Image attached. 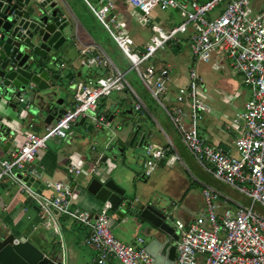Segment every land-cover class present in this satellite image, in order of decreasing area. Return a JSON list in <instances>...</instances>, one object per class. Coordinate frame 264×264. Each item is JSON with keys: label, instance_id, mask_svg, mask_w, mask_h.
<instances>
[{"label": "built area", "instance_id": "built-area-1", "mask_svg": "<svg viewBox=\"0 0 264 264\" xmlns=\"http://www.w3.org/2000/svg\"><path fill=\"white\" fill-rule=\"evenodd\" d=\"M84 2L129 66L121 70L100 47L82 50L83 64L102 69L103 76L76 81L72 107L46 125L43 134H35L34 123L28 122L22 145L0 158V185H16L36 206L42 226L53 229L61 243L59 218L84 227L87 231L84 244L94 251L96 264H155L145 249L144 239L126 245L112 235L108 205L93 214L78 207L74 188L69 183L46 180L43 187L50 194L42 195L26 182L34 177L30 165L37 153L46 149L48 141L66 139L79 119L88 120L97 131L111 128V122L98 112V106L102 99L113 94L128 92L139 119L154 122L161 133V127L128 80V75L133 74L168 118L196 164L216 182L249 200L248 206L231 208L226 205L227 198L221 202L224 196L219 190L203 186L202 212L188 225L179 220L174 223L179 232L174 264H264V216L255 209L257 206L264 209V0H209L200 4L194 0H122L129 16L149 28L148 42L141 49L135 48L126 24L119 21L121 9L116 0ZM220 5L218 15L211 17ZM155 11H175L181 23L163 29L153 22ZM189 30L192 65L186 85L179 87L171 100L169 72L154 64V60L160 51L175 44L177 37ZM225 62L251 92V98L238 115L240 128L233 143L234 153L207 144L199 135V126L209 108L207 89L197 66L211 65L217 70ZM162 133L164 146L148 142L144 145L141 169L146 177L153 175L162 160L169 165L180 161L172 143ZM68 172L73 177L84 173L89 179H108L102 156L90 163L85 172L76 167H69ZM65 260L63 255L61 264H66Z\"/></svg>", "mask_w": 264, "mask_h": 264}, {"label": "crops", "instance_id": "crops-1", "mask_svg": "<svg viewBox=\"0 0 264 264\" xmlns=\"http://www.w3.org/2000/svg\"><path fill=\"white\" fill-rule=\"evenodd\" d=\"M59 1L69 14L74 33L71 44L65 54L62 55L64 56V59L62 61L59 59V62L74 69L76 78H74L72 83L69 84V87L73 86L78 80L86 81L95 77L103 76L104 73L103 71L101 72L100 69L95 67L89 68L83 64L85 57L81 54L82 50L89 46H97L100 47L109 58L116 52L120 53V51L97 21L95 22L101 27L102 36H95L91 32L87 16H91L92 14L84 0ZM87 1L90 3L96 2V0ZM194 1L200 4L209 0ZM116 2L121 9L120 17L123 15L125 17L127 15L129 16L130 12L122 3V0H116ZM221 8V5L218 6L210 16L215 17L218 15ZM152 16L154 23L160 25L163 29L168 30L176 26V16L178 15L175 11L161 12L160 20L158 13L155 11ZM91 17L95 20L93 15ZM125 17H123L122 21L126 24V28L127 20ZM136 24L137 27L142 29L137 30L136 36H129L133 40L135 48L141 49L142 46L148 42L150 31L148 27L142 26L139 23ZM129 34L131 33L129 32ZM189 35L190 30L187 34L179 35L175 44H170L161 51H168V61L163 62L161 60V64H158V66H161V68L166 69L169 72L170 84L168 86V91L171 100L177 89L186 85L188 70L192 65V59L188 48ZM183 42L185 43V51L180 46ZM120 55L122 54L120 53ZM62 56L60 55V57ZM154 64L156 63L154 62ZM221 68L217 70H220ZM231 76L234 79L237 77L240 79L238 86H236V84L231 85L230 83L227 85L225 83L228 90L231 89L233 90V93L237 94L232 98L226 97L225 91L218 88V86L212 84L206 86V83L202 80L203 85L207 89L206 104L209 111L199 126V135L207 144L215 146L223 152L234 153L233 143L239 136L240 128L238 115L243 111L245 102L251 98V92L250 89L243 85L242 79L239 75L231 73ZM128 80L132 87L135 86L138 89L137 93L142 97L150 114L161 127V133L154 122L139 119L137 114L133 111V100L128 92L113 94L108 98L102 99L98 106L99 113L104 114L105 116L109 113L112 118L111 128L108 131L101 130L102 133H104V137H101V139H95V141H91V143L88 144L86 141L87 132L81 127H76L74 125L69 131L66 139L51 140L52 146H47L46 149L37 153L34 162L30 165V170L34 173V180L38 181L42 186L46 180L62 181L73 185V192L78 207L81 210L96 214L100 211L101 204L90 197L83 187L89 178L84 175V173L78 177H73L69 174L68 168H81V170L85 172L90 163L94 162L98 156H102L105 173L125 191L127 199H129L128 195L132 193H135V198L133 200H137L142 204H150L157 199L163 198L167 201V204L172 211V215L175 216L177 213L176 219L183 223H191L202 212L203 199L201 190L205 185L219 190L224 196L220 199L221 202L225 201L224 199L227 198L226 205L228 207L236 208L238 205L248 206L249 200L245 196L216 182L196 164L181 143L173 126L164 115L163 111L157 105L148 102V93L141 83L133 74L128 75ZM238 87L246 89L247 92L240 90ZM71 92L72 91H69L62 96V98L65 99L63 102V109L65 110H69L72 107ZM102 106L104 107V110H101ZM0 112L5 114V116H14V113L11 111H5L3 106H0ZM155 116H157L159 121H157ZM118 117L121 118V120L115 125V130H112L114 120ZM16 121L18 122L17 119ZM3 123H6L9 132L7 134L0 132V158H5L11 150L22 145L28 124V122H25L23 124L24 128L22 129V132H20L18 131L19 127L15 122L10 123L4 121ZM150 123L153 124L159 138H156L151 127H149ZM135 124H140L143 133L148 135L146 136L148 137V143H154L160 146H164L166 143L162 133L163 131L172 143L174 152L180 157V161L170 165L166 164V167L163 168L166 170V173L164 172L162 174H167L168 177L164 180L162 185L161 174L158 173L161 166L158 165V168L150 177L152 180L146 185L147 187L141 189L138 188V191L135 190L134 183L138 182V180H136L137 176L142 174L141 163L144 160V157L134 156V159H132V156L127 154L129 153L127 147L119 148L116 146L119 139H122L123 143L126 141L124 138L125 134L117 132L119 130L118 128H120V126L129 128L130 126H135ZM45 127L46 125L44 122H34L33 132L37 135H41L43 134ZM111 136H116L115 145L113 144L112 146H110L111 144H109L110 142L108 141ZM152 139H156L157 141L161 140V143L151 142L150 140ZM63 142H65L66 146L63 145ZM113 146L117 149L115 154L113 152ZM92 147L95 149H92ZM107 148L110 149L109 153L105 152V149ZM119 150H122V152ZM120 157H122V162H118ZM176 166L182 170V174L175 169ZM182 176L186 179H183ZM143 186H145V184H143ZM39 191L42 195L50 194V192L44 187ZM255 209L264 214L258 206L255 207ZM221 210L222 208L220 207L218 210L219 214ZM130 217L135 219L131 215ZM119 219L123 218H112V215L109 217L110 230L112 225L115 224L113 221L115 220L119 222ZM125 221L126 220H122L121 222L125 223ZM58 222L63 235L62 243L53 229L42 226V219L40 218L36 206L16 185L8 183L0 185V227L4 228L18 240L23 239L31 241L47 255L51 252H56L57 254L61 252V258L63 255L65 256L66 264H96L94 261V251L84 244V240L87 236L86 229L64 217L59 218ZM136 224L144 229L143 232L145 234L151 233L147 227H142L137 220ZM138 238L142 237L131 239L126 245L134 244ZM61 245L64 247L63 251Z\"/></svg>", "mask_w": 264, "mask_h": 264}, {"label": "water", "instance_id": "water-1", "mask_svg": "<svg viewBox=\"0 0 264 264\" xmlns=\"http://www.w3.org/2000/svg\"><path fill=\"white\" fill-rule=\"evenodd\" d=\"M73 37L69 14L59 0H0V106L14 113V116H5L0 112V132H9L4 121L15 122L18 131L22 132L25 122L49 125L66 113L67 110L62 108V96L73 90L69 84L76 76L74 69L59 59H64L62 55ZM109 121L112 122L111 117ZM75 126L87 133L93 129L83 118ZM118 129L117 132L125 134L126 141L123 143L119 139L117 147H128L130 156L134 149L144 148L148 135L143 133L140 124ZM115 139L116 136L108 139L110 146ZM109 150L107 148L105 152L109 153ZM26 182L38 193L43 188L34 178ZM83 187L101 207L108 205L112 217L124 219L129 214L142 227L154 229L156 234L148 239L146 251L155 264H174L179 235L174 223L178 219L172 215L165 199L150 204L131 201L109 177L105 180L91 178ZM0 264H61V252L47 255L31 241L18 240L0 227Z\"/></svg>", "mask_w": 264, "mask_h": 264}, {"label": "rangeland", "instance_id": "rangeland-1", "mask_svg": "<svg viewBox=\"0 0 264 264\" xmlns=\"http://www.w3.org/2000/svg\"><path fill=\"white\" fill-rule=\"evenodd\" d=\"M158 13V16L161 20V12L160 11H156ZM167 12V11H166ZM164 13V12H163ZM92 16V15H91ZM90 15L87 16V21H89L90 25L89 27H91V32L95 35V36H102V30L101 27L98 25L97 22H95L96 20H94ZM123 17H125L124 15L121 16V18H119V21L122 22ZM127 20V31L129 30V32L131 34V37H133L134 35L136 36L137 34V30H140L142 28L137 27L136 25V19L130 16H126L125 17ZM179 23H181V20L178 16H176V25H178ZM182 49L185 51V43L183 42L181 45ZM168 52V51H167ZM167 52H159L156 56V59L154 60V62L157 64H161V60L164 61H168L169 56L167 54ZM110 59L112 60V62L119 67L121 70L127 69L128 68V63L126 62V60L122 57V55H120L119 52H116L114 55L110 56ZM213 68L211 67V65H204V64H199L197 66V71L201 77V79L206 83V86H209L210 84L214 85V86H218V88H220L221 90L225 91V96L232 98L235 97L237 94L233 93V90H228V88L225 86V83L228 85L231 83V85L236 84V86H238L240 79L237 78H232L231 73L232 70L231 68L228 66V62H225L223 64V68H221L220 70H212ZM232 81V82H231ZM134 87V90L136 92H138V89ZM240 90L246 91V89H242L241 87H238ZM247 92V91H246ZM71 94H73V92H71ZM72 99V98H71ZM65 100V99H64ZM64 106V104H63ZM62 106V108H63ZM104 107H101V110ZM105 113V112H104ZM107 113V112H106ZM165 115V114H164ZM107 116H110V114L108 113ZM155 118L157 119V121H159V119L157 118V116H155ZM160 118V117H159ZM121 120V118H116L114 120V125L112 130H115L114 127L115 125ZM151 122V121H149ZM160 123V122H159ZM151 127V130L153 131V133L156 135V138L158 137V133L156 131V129H154L153 124L150 123L149 124ZM124 129L126 127H123ZM87 135V139L86 141L89 143H91V141H95V139H101V137H104V133H102V131H97L92 129L90 132L86 133ZM151 142H158L159 144L161 143V140H156V139H152L150 140ZM46 145L48 147L52 146V141H48L46 143ZM63 145L66 146L65 142H63ZM128 148V147H127ZM128 152L131 150L128 148L127 149ZM41 151V150H40ZM115 151H117V149L115 148V146H113V152L115 154ZM140 156V157H144V151L143 148H138V149H134L133 154H132V159H134V156ZM130 157V156H129ZM122 157L119 158L118 162H122L121 160ZM166 160H162L161 163V169L158 171L159 174H161V185L163 184L164 180H166V178L168 177L167 174H162V173H166V170H164L163 168H165L166 166ZM159 165V164H158ZM175 169H177L181 174H182V170L180 168H178V166L175 167ZM159 177V176H158ZM183 179H186L184 176H182ZM136 180H138V182H135V190H139L138 188H145L147 187L146 185L152 180V178L150 177H146L143 174H139L136 178ZM140 181V182H139ZM143 184H145V186H143ZM134 192V191H133ZM136 192V191H135ZM128 198L130 200H133L135 198V193H132L130 195H128ZM109 217H111L112 213L108 212ZM113 218V217H112ZM177 218V213L175 214V219ZM122 220H126L125 223L121 222ZM115 224L112 225L111 227V232L112 235L121 243L123 244H128L129 241L131 239H135L136 237H142V239L145 240V242L148 241V239L151 236H154L156 234V231L154 229L151 230V233L145 234L143 232L144 229L140 228L139 226H137L138 224H136V220L131 218L130 215L125 216L124 219H119V222L117 221H113ZM145 228V227H144Z\"/></svg>", "mask_w": 264, "mask_h": 264}, {"label": "trees", "instance_id": "trees-1", "mask_svg": "<svg viewBox=\"0 0 264 264\" xmlns=\"http://www.w3.org/2000/svg\"><path fill=\"white\" fill-rule=\"evenodd\" d=\"M98 69H99V68H98ZM100 70H101V72L103 71L102 69H100ZM103 73H104V71H103ZM148 98H149V101H148V102H149L150 104L156 105V103L151 99V97H150L149 95H148ZM106 115H107V114H106ZM109 117H110V116H107L108 119H109ZM137 218H138V217H137Z\"/></svg>", "mask_w": 264, "mask_h": 264}]
</instances>
